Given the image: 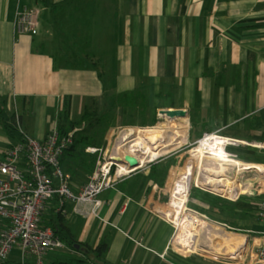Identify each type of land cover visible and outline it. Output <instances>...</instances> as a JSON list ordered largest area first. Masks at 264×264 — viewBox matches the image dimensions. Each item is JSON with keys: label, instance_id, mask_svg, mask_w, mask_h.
I'll list each match as a JSON object with an SVG mask.
<instances>
[{"label": "crops", "instance_id": "crops-1", "mask_svg": "<svg viewBox=\"0 0 264 264\" xmlns=\"http://www.w3.org/2000/svg\"><path fill=\"white\" fill-rule=\"evenodd\" d=\"M24 5L45 8L36 33L17 29V10ZM125 92L129 97L120 95ZM116 95L122 99L120 118L127 104L147 113L155 105L159 111H186L162 118L156 126L149 119L125 118L118 131L149 126L173 135L178 127L185 132L180 142L209 130L264 142V0H0V158L22 139L9 125L44 138L59 126L67 102L71 118L78 121L86 107L101 110ZM112 136L109 145L116 142L117 135L114 142ZM230 146L241 147L237 159L243 163L264 165L263 148ZM80 150L63 162L74 187L82 186L93 171L87 162L94 153ZM174 158L160 150L144 163L139 159L102 192L99 214L64 216V231L93 246L108 240L107 259L115 264H209L185 253L191 248L183 240L176 244L182 225L158 207L157 196L167 189L176 168ZM238 198L240 210L257 212L264 223L258 214L260 199ZM58 205L59 197L49 201L46 223L63 225L56 220ZM66 208L71 210L73 202ZM209 219L205 221L212 224L214 218ZM263 237L264 230L260 242ZM18 251L14 264L21 261ZM57 256L51 252L46 260ZM252 260L256 264L257 257Z\"/></svg>", "mask_w": 264, "mask_h": 264}, {"label": "built area", "instance_id": "built-area-1", "mask_svg": "<svg viewBox=\"0 0 264 264\" xmlns=\"http://www.w3.org/2000/svg\"><path fill=\"white\" fill-rule=\"evenodd\" d=\"M44 13L45 8L39 5L18 7L16 15L18 31L38 32ZM18 125L23 130L20 120ZM75 131L74 129L69 134L62 135L59 126L55 125L44 138H37L23 131L22 139L12 144L0 158V264L11 258L16 247L21 251V264H44L49 253L66 246L65 240L53 226L44 222L43 217L49 201L59 197L57 208L65 217L71 216L73 212L85 216L99 214L104 203L102 192L113 186L119 177L132 170L123 172L121 160L99 154L89 179L82 186H72V174L64 168L62 157L65 150L74 142ZM212 134L219 135L226 143L225 153L229 157L238 156L228 149L229 145L247 143L264 149V142L230 137L219 131L213 133L205 131L195 142L202 143L203 139ZM87 150L100 152L103 148L88 146ZM244 168H251V164L244 163L240 169L245 171ZM210 177L212 176L204 180L197 178V186L233 198L223 189L226 175L221 180ZM240 182L243 185L242 194L250 190L247 189L248 186L257 190L256 183L242 180ZM246 185L248 186L245 187ZM262 192L254 194L260 199L258 214L264 220ZM68 201L73 202L71 210L66 208ZM195 211L197 213L193 214V221L198 222L203 219L204 213ZM256 254L258 256L256 264L264 263V237L256 249Z\"/></svg>", "mask_w": 264, "mask_h": 264}, {"label": "rangeland", "instance_id": "rangeland-1", "mask_svg": "<svg viewBox=\"0 0 264 264\" xmlns=\"http://www.w3.org/2000/svg\"><path fill=\"white\" fill-rule=\"evenodd\" d=\"M139 110H140V107L134 108L133 106L130 107V104H127L122 113V118H120L119 113L117 112L118 116L116 114L115 115L116 117H114L113 119H112L111 114L108 115L106 119H104L105 125L102 124L101 122L100 123L99 122H95V123L89 122L88 124H85V126L89 128L90 131L96 130L95 132L96 139H97L96 141L98 144L99 143L101 144L99 146L98 144L92 143L89 146H99L101 148H104L100 152H92L88 150L89 152L94 153L93 155L96 158V164H97L99 154L105 155L106 157L114 156L115 154H118L117 152L119 148L123 146L122 149H124V147L128 146L131 140H133L135 137L138 136L139 132H134V133L129 134L128 138L123 139L124 137L123 135L127 131V128H123L121 129V131H118V130L123 125L122 121L125 122L124 120L125 118L128 120L130 119L131 121H134V122L136 121L140 122V121L149 119L151 121L150 123L155 122V124L157 125V124H160V121L162 120V118L168 117L167 114H161V113L159 114L160 112L159 110L154 111L153 107H152V112L148 111L149 113L139 112ZM156 116L160 118L156 119ZM120 119H121V122H120ZM149 120L147 122H149ZM139 128H144V127L141 126ZM153 128L161 129L162 127L161 128L153 127ZM177 128L174 131H177ZM165 130L167 131L166 132L164 131L166 133L164 142L168 141L169 140L168 137L170 138L171 136L170 135L171 131H169L168 129H165ZM213 132H217V131H211V133ZM220 133L225 135L222 132ZM113 134L117 135L116 142L109 145L108 138H110V136ZM197 134L198 136L201 135V134L199 135V131H197ZM196 137H197L196 134L193 135L192 137L190 136V139L185 137L183 138V141L178 142L179 144L178 143L171 144L169 146L170 148H167V149L165 148L167 146H165L164 144L161 147L162 149L156 147L157 149L155 150V156H152V158L156 157L159 154L160 150L167 151V155L170 157V159L174 157L176 158L177 155L183 153L184 157L183 158L180 157L179 161H180V164L186 165L189 162V160H191L190 158L193 156V153L195 152L194 151L195 148L201 144V143L195 142ZM106 140L108 144L106 142V144L102 145V143H104ZM233 148L234 146L228 147L230 151L237 153L238 155L241 153V151L238 150V148H241L240 146H237V149H233ZM231 157L237 158V156H231ZM249 163L251 164L252 167L249 169L244 168L245 171H242L241 169L239 170V167L241 166L240 164L229 163L228 161L220 162V160L218 159H212L211 157H207V158H204V166L201 167V169H197L194 172L191 185H190V188L187 194V199L183 203V205L179 207L180 208L179 218L177 220L175 219L182 225L181 234H179L180 237L179 238L175 237L176 244L178 245L181 239L186 243L187 247L191 248L189 250L186 248L187 251H184L185 253L187 254L193 253V254L199 255L203 259H207L209 261V264L210 263L211 264H249V263L252 264L253 257L254 258L257 257L258 259V256L255 253L260 243L259 235L261 236L264 230V223L261 222L260 224L261 220L256 215L257 212H252L248 208H244V210H240L243 207L238 205L239 198L236 199L238 195H240V197L245 196L246 198L253 199L255 197L254 192L255 193L260 192V191L264 192V187H262L263 186L262 180H264V176L261 178V175L264 173V166H259V167L256 166V165H261V164L256 163L255 161H250ZM218 166H220L219 168H225L223 173L222 172L218 173L216 171L209 170V168L211 167H218ZM225 172L226 173L228 172V175L232 176V178H234L235 181L242 180V181L256 183L258 184V186H260L259 190L251 189V186L250 187L248 186V189L250 190H247L244 194H242V188L239 189L238 194L234 196L230 194L233 198L229 197V199L236 201L237 206H238V212L236 214H232L230 212H223V211L221 212L218 209L213 211L210 207L205 206L200 201H198L196 198L190 196L191 189L193 187H199L197 186L196 181H197V178H200V175H202L203 180L206 177H209V176L216 177L217 175H218L217 177L220 178L221 180V178L225 177V174H226ZM204 174H206L205 177H204ZM80 176L81 175H78L77 178ZM175 176H176V168L174 169L172 173V177H171L170 182L168 183L167 189L164 192L158 194L157 196V200L161 201V204H164V206L173 205L171 191H172ZM259 179H261V182H259ZM206 207H208L209 210H206ZM195 210L203 212L208 217L198 222L193 221L194 224L191 225L189 221L194 220L192 216L194 213H197ZM163 212L165 213V211ZM168 216L171 219H174L173 215L169 214ZM210 217L214 218V220H211L212 224L208 223V221H210L209 219ZM205 220H208V221H205ZM221 222H225L227 223V225L221 224ZM216 224H219V226H217ZM222 226H225L230 231H227ZM224 230H226L227 233L231 235V237L224 235L222 233ZM64 249H69L67 243L65 247L60 248V250L58 249L59 251L57 250L58 252L56 253L62 254ZM11 259L13 263L16 262V260L20 259V254H19L17 247L13 251ZM242 259L244 260V263L239 262Z\"/></svg>", "mask_w": 264, "mask_h": 264}, {"label": "trees", "instance_id": "trees-1", "mask_svg": "<svg viewBox=\"0 0 264 264\" xmlns=\"http://www.w3.org/2000/svg\"><path fill=\"white\" fill-rule=\"evenodd\" d=\"M120 95L129 97L128 92L122 93ZM115 98L111 97L110 99H107L102 104L101 110H99L97 107L96 108L86 107L81 119L78 121H75L71 118L70 105L67 102L66 107H64L63 112L60 114V119H59L60 133L62 135H65L72 132L78 126H81V128L75 131L74 142L65 150L64 155L62 157V162H64V159L67 154H70V156L73 157L72 153L76 149L77 150L81 149L80 150L81 153L82 151L85 152L86 147L88 145L92 143L97 144L96 141L97 139L95 135L96 130L90 131L89 128L82 127V125L87 120H90L91 123L101 122L102 124L105 125L104 119H106L108 115L111 114L112 119L116 117L115 115L118 112V107L122 99L118 95H116ZM158 107L159 106H155L153 110L154 111L158 110ZM139 112H145V110L140 108ZM159 118L158 116H156V119ZM10 126H13L14 129L11 128ZM9 130L11 132L12 131L17 132L20 137L24 136V134H22L20 130L17 127H15V125L13 124L9 125ZM87 163L88 166L89 167L91 166V169L93 170L96 164V158L93 156L92 159H90V161H88ZM190 196L196 199H200L201 201L209 204V207L213 211L218 208V210H220L221 212L222 211L230 212L232 214H236L238 212L236 201L224 197L221 194L209 190H205L201 187H193L191 189ZM63 217H64L63 212L59 210L56 220H58L59 223H63V219H62ZM45 224H49L53 226V228L57 231V233H59V235H61V237L68 244L69 249H64L63 253L60 254V256H57L56 259L46 260L44 264H115L109 262L107 259V253L110 247V243L108 240L102 239L98 245L93 246L89 243L82 242L81 240L77 239L73 234L66 233L64 231L65 228L64 223L63 225L60 224L56 225V223L48 221L47 223L45 222ZM58 251L56 250L54 252H58ZM4 264H14V263L10 258ZM18 264H21V261Z\"/></svg>", "mask_w": 264, "mask_h": 264}, {"label": "bare ground", "instance_id": "bare-ground-1", "mask_svg": "<svg viewBox=\"0 0 264 264\" xmlns=\"http://www.w3.org/2000/svg\"><path fill=\"white\" fill-rule=\"evenodd\" d=\"M172 107L171 109H173ZM134 132H139L138 136L135 137L133 140L130 141L128 146L124 147L122 145L121 148L118 150L119 157L121 159V171L125 172L128 171V169H133L135 162H137L140 159V162H145L148 159L152 158L153 155H155V150L157 148L162 147L164 144L166 149L170 148L169 146L174 143L180 142L182 137L184 136L183 131L177 130L173 133V135L170 136L169 144H165V133L161 129H155L153 127L146 126L144 128H139L138 126H131L127 129V131L124 133L123 139L128 138V135ZM114 134L112 136V141L114 142ZM221 139V140H219ZM124 141V140H123ZM225 145L226 143L222 141V138L219 137L217 134H212L210 137H207L203 139V142L195 148V152L193 153V156L190 158L189 162L186 165L180 164L179 158L177 157L175 159V166H176V176L174 178L173 187H172V203L173 205H165L161 204V202L158 204L159 209L162 211H165V214L173 215L174 219H178L180 216L179 207L183 205V203L187 199V194L191 185V181L194 175V172L197 169H201V167L204 166V158L211 157L212 159H218L220 162H229V163H237L242 165L243 162L235 157H229L225 153ZM157 147V148H156ZM221 165V164H220ZM256 166H264V165H256ZM218 167H211L209 170L216 171L218 173H223L225 168H219ZM241 166L239 167L240 170ZM226 173V172H225ZM226 173L225 175H227ZM206 174H204V177ZM218 176V175H217ZM216 176L211 177L212 179H218ZM200 178H202V175H200ZM229 179V185L224 183L223 189L224 191L228 192L232 196L239 193V189L243 188V185L240 181H235L234 179L230 177H226ZM227 180V179H226ZM262 183H264V180H262ZM246 185L245 187H247ZM257 190H259L260 186H256ZM246 189V188H245ZM248 189V188H247ZM227 193V194H228ZM176 206V207H175ZM191 225L194 224L193 220L189 221ZM224 235L231 237L230 234L223 231Z\"/></svg>", "mask_w": 264, "mask_h": 264}, {"label": "water", "instance_id": "water-1", "mask_svg": "<svg viewBox=\"0 0 264 264\" xmlns=\"http://www.w3.org/2000/svg\"><path fill=\"white\" fill-rule=\"evenodd\" d=\"M160 113L167 114L168 117H174V116H182V115H185L186 114V111H185V109H183L181 107H174L173 109H171V108H161L160 109ZM156 154H158V153H156ZM153 156H155V155H153ZM113 158H115L117 160H121L118 155L113 156ZM140 163H138V164H140Z\"/></svg>", "mask_w": 264, "mask_h": 264}]
</instances>
